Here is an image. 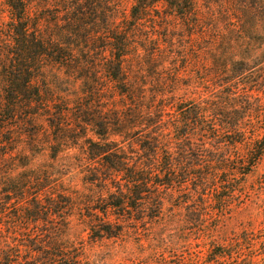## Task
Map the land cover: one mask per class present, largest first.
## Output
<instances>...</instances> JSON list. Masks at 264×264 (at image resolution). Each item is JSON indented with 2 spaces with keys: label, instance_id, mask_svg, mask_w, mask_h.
Returning a JSON list of instances; mask_svg holds the SVG:
<instances>
[{
  "label": "trees",
  "instance_id": "1",
  "mask_svg": "<svg viewBox=\"0 0 264 264\" xmlns=\"http://www.w3.org/2000/svg\"><path fill=\"white\" fill-rule=\"evenodd\" d=\"M2 1L10 17L7 48L0 52V264L82 263L81 248L53 231L54 221L67 220L69 195L56 198L45 170L22 179L2 171L13 157V135L26 124L46 123L50 139L45 148L52 153L79 140L86 146L82 179L100 190L83 205L92 240L120 237L125 228H135L144 209L150 220L165 219L171 199L176 208L186 206L187 225L197 234L206 216L225 219L228 203L241 188L237 181L254 173L264 159V0H240L244 5L237 11L244 23L239 28L233 25L231 0H217V11L197 7L206 0H133L123 11L109 0ZM160 3L167 4L190 36L202 39L204 59L211 65L205 67L204 79L213 73L220 88L199 103L176 108L167 134L154 119L156 113L142 108L144 95L133 90L127 67L138 56L139 22ZM52 70L80 81L79 89L62 96L47 78ZM99 74L123 101L120 109L110 102L104 113L93 111L91 102L97 97L99 103L102 93L94 81ZM213 95L216 101L210 99ZM133 128L140 132L130 139L126 134ZM28 136L35 141L38 134ZM209 196L215 197L212 210ZM12 204L18 211L10 215ZM169 212L168 207V224L174 223L177 212ZM110 213L115 222L107 219ZM40 223L53 232L22 235L10 229ZM262 233L242 230L228 247L209 248L202 264H219L224 258L235 263L241 256L248 260L259 254L264 262ZM256 244L261 248L255 249Z\"/></svg>",
  "mask_w": 264,
  "mask_h": 264
},
{
  "label": "rangeland",
  "instance_id": "2",
  "mask_svg": "<svg viewBox=\"0 0 264 264\" xmlns=\"http://www.w3.org/2000/svg\"><path fill=\"white\" fill-rule=\"evenodd\" d=\"M109 1L120 11L127 10L133 3V0ZM231 2L234 7L232 9L236 13L233 25L239 28L244 21L237 7L244 4L240 0H231ZM198 3L197 7L203 11L208 8L217 11L220 4L217 0ZM40 5L42 4H39V7ZM216 16L218 17L217 14ZM9 17L7 7L0 0V52L7 48L5 43H7L6 29ZM215 24L224 25L220 20H216ZM136 31L138 56L130 59L128 63V78L133 82V90L144 95L142 108H149L152 113H156L154 119L160 121L161 130L167 134L168 129L170 130L168 121L175 115L174 110L186 104L199 103L200 97L202 99L210 95V92L219 91V82L214 80L213 73L211 77L204 79V75H208L205 67L209 68L210 62L204 59L202 39L199 36H190L185 24L172 15L167 4L160 3L153 8L149 17L139 22ZM51 74L47 78L49 82L55 83L62 96L71 97L79 89L80 81L65 77L59 70H52ZM94 81L99 84L98 88L102 89V93L99 103L97 97L92 100L93 111L104 113L107 108L106 103L110 102H114V105L120 109L123 101L113 92V85L107 78L99 74ZM1 85L0 76V90ZM210 99L216 101L214 95L210 96ZM131 121L127 123L128 126L131 125ZM42 124V126L23 125L13 135L15 138L13 157L2 164V171L11 170L13 176L22 179L25 176H35L45 170L51 175L52 184L56 186L54 190L56 198H59V195L65 197L62 193L69 195L72 207L65 210L64 216L67 220L64 223L59 220L54 221L57 226L55 225L53 231L81 248V264H192V262L202 264L209 258L207 252L209 248L219 245L228 247L231 238L240 235L242 230L249 229L256 235L263 230L261 243H264V159L254 173L248 175L245 180L240 178L237 181H242L241 188L228 203L224 213L225 219L219 220L216 214L212 218L206 216L199 234L187 225L186 206L176 208L174 206L176 202H171V199L164 208L163 220H150L147 215L149 211L144 209L135 228H125L120 237L90 239L86 230L88 214L83 205L89 198L91 200V197H97L100 190L98 186L85 184L82 179L80 167L85 163L86 146L82 140H79L78 144L70 146V149L52 153L45 148L49 143L50 137L47 136L50 133L46 123ZM154 129L159 128L157 126ZM31 131H36L38 134L35 141L28 136ZM137 132H140V129L133 128L126 136L134 139ZM87 137L93 138L91 133H88ZM110 140L119 142L120 138L111 136ZM37 188L36 186L31 190V193L34 194ZM214 198L213 196L207 198L209 210L213 208ZM43 200L47 201L48 196ZM168 207L171 211L169 213L177 212L174 223L168 224ZM8 211L13 215L18 210L12 204ZM44 213L39 214V217H44ZM111 214L107 219L115 222ZM176 221L178 222L175 223ZM10 229L22 235L53 232L50 227L41 223L33 226L21 224L15 229ZM19 243L24 242L19 241ZM256 248L260 249L261 245L256 244ZM243 254H247L246 249L243 250ZM243 257L241 256L235 263L228 258L221 259L218 263L264 264L261 254L252 256L248 260H242Z\"/></svg>",
  "mask_w": 264,
  "mask_h": 264
}]
</instances>
